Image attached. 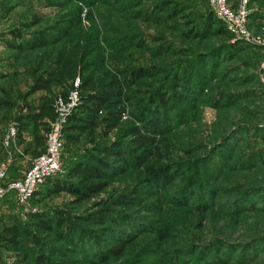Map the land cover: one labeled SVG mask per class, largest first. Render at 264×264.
Returning a JSON list of instances; mask_svg holds the SVG:
<instances>
[{
	"label": "rangeland",
	"instance_id": "374dc122",
	"mask_svg": "<svg viewBox=\"0 0 264 264\" xmlns=\"http://www.w3.org/2000/svg\"><path fill=\"white\" fill-rule=\"evenodd\" d=\"M228 5L242 15L239 34L210 26L206 0H0V100L12 103L0 107V134L16 130L15 118L42 96L80 81L91 84L88 92L122 83L108 140L138 124L159 88L180 86L176 92L187 105L159 138L160 152L110 176L101 193L81 203L62 193L22 208L0 200V222L21 226L28 214L55 209L128 215V223H117L114 213L103 225L81 224L112 245L128 240L120 257L104 262L79 242L44 236L58 264H264V0ZM13 32L22 50L6 45ZM138 69L147 75L125 83ZM48 73L50 92L31 94L34 79ZM190 74L198 84L185 87L178 80ZM104 130L100 124L92 137L70 142L66 156H83L105 139ZM32 141L24 134L0 165L8 169L15 161L23 172L36 157L26 150ZM151 166L165 168L166 176L152 181ZM120 197L131 205L119 206ZM25 247L30 256L38 252ZM1 255L6 264H27L20 255Z\"/></svg>",
	"mask_w": 264,
	"mask_h": 264
},
{
	"label": "trees",
	"instance_id": "16d2710c",
	"mask_svg": "<svg viewBox=\"0 0 264 264\" xmlns=\"http://www.w3.org/2000/svg\"><path fill=\"white\" fill-rule=\"evenodd\" d=\"M206 3L210 7L207 0ZM207 21L211 24L210 26H215L220 33L228 34L223 22L216 16L212 8L207 15ZM208 28L207 32H209ZM199 34L197 33V35ZM12 35L13 38L7 41L6 45L10 49L22 50L25 44L20 43V34L13 32ZM38 41L44 43L40 39ZM232 48L237 49V47ZM146 75L147 69H138L130 74L129 79L131 80L125 83L137 81ZM192 75H184L179 80L177 78V80L181 81L185 87L188 84L197 85L198 81ZM53 83L52 73L39 76L34 79L30 93H49ZM174 83L178 82L174 81ZM90 85L87 81H80L77 87L73 84L65 92L56 94L52 98L42 96L38 104L31 107L27 106V113L18 115L14 120L16 123V137L14 144L9 149L3 147V140L7 131L0 134V161L9 152H15V148L19 145L24 134L33 137L30 148L26 150L28 153L35 155V159H37L46 149V135L49 131L50 122L55 117V99L58 96L66 97L73 90L78 92L79 104L67 119L63 129L64 145L61 155V173L47 179L32 196L28 205L62 193L73 196L77 203L93 198L104 190L103 183L110 176L122 173L127 167L144 164L151 152L159 153V138L161 139L167 133L169 127L181 118L186 110L185 107H187L184 96L176 92V89L180 86H172V91L159 88L156 93L150 96V106L146 112H143L142 119L139 120L138 124L129 126L120 138L108 140L107 137L116 128L114 118L118 112H111V110L119 107L116 99L120 97V94L116 89L122 86V83L110 82L103 90L88 92L87 89ZM11 106V102L0 100L1 108L8 109ZM100 124L105 127L103 133L105 139L97 144H92L90 148L85 150L83 156H69L68 158L66 151L69 149V143H78L84 135L92 137L99 129ZM16 158H20V156L15 154V160ZM14 162L7 169L6 178L1 182V185H7L21 179L24 172L33 163H30L21 172L16 168ZM148 169L151 180L155 182H158L167 174L165 168L157 170L151 166ZM74 179H78L77 182H73ZM92 180L96 183H90ZM246 198L244 196V199ZM1 201L13 203L22 208L18 205L14 193H8ZM118 203L119 206L131 205L129 197H120ZM114 213L118 214V218L115 220L117 223H128V215H120V213L109 208L90 216H73L63 209H55L52 212L44 210L28 214L26 224L21 226L14 223L0 222V264H6L1 251L20 255L23 262L27 264H58L52 259L55 253H52V250L47 248L43 242L44 236H51L58 242L73 245L79 242L81 245L77 246L86 248L88 252L89 248L90 253L96 257L98 256L97 258L101 262L120 257L129 243L128 240L119 237L117 244L112 245L109 241H102L100 238L91 236L88 230L81 226V224L103 225L104 219H109ZM25 246L35 248L38 252L34 256H30ZM95 249H99V252Z\"/></svg>",
	"mask_w": 264,
	"mask_h": 264
},
{
	"label": "built area",
	"instance_id": "2783aa9c",
	"mask_svg": "<svg viewBox=\"0 0 264 264\" xmlns=\"http://www.w3.org/2000/svg\"><path fill=\"white\" fill-rule=\"evenodd\" d=\"M229 0H207L216 16L225 24L228 32L239 34L243 29L242 15H234L229 9ZM243 9V8H242ZM75 87L78 86L76 82ZM79 104V95L76 90L69 92L66 97L58 96L54 101L55 117L50 122L46 135L45 152L35 159L32 166L23 174V177L7 185H1L6 178L7 168L0 165V200L8 193H14L18 205L26 207L32 196L49 178L61 173V155L63 151V129L67 119ZM16 130L10 129L4 140L3 147L9 149L15 142Z\"/></svg>",
	"mask_w": 264,
	"mask_h": 264
}]
</instances>
